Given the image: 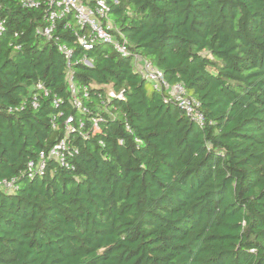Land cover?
I'll return each instance as SVG.
<instances>
[{
    "label": "trees",
    "instance_id": "16d2710c",
    "mask_svg": "<svg viewBox=\"0 0 264 264\" xmlns=\"http://www.w3.org/2000/svg\"><path fill=\"white\" fill-rule=\"evenodd\" d=\"M104 1L126 54L84 49L70 17L50 40L48 3L0 0V181L17 184L0 188V264H264V0ZM136 56L201 102L205 127ZM70 78L89 86L88 111ZM39 82L50 94L34 108ZM62 138L69 165L29 178Z\"/></svg>",
    "mask_w": 264,
    "mask_h": 264
},
{
    "label": "built area",
    "instance_id": "2783aa9c",
    "mask_svg": "<svg viewBox=\"0 0 264 264\" xmlns=\"http://www.w3.org/2000/svg\"><path fill=\"white\" fill-rule=\"evenodd\" d=\"M23 7L26 8H38L43 4H49L51 6L47 17V25L44 29H39V33H42L50 40L60 41V37L55 34L58 27V22L63 18L70 17L71 21H67L65 27H78L81 31L76 33L77 42L86 50L94 47L97 42L109 43L116 51L126 54L128 52L129 43L127 37L121 32L119 35V29L110 18L109 8L104 0H98L96 4L91 5L84 0H19ZM4 19H0V34L5 30ZM17 49L21 48V45L16 46ZM59 49L66 54L69 58L72 54V50L64 43H59ZM85 63L90 64L87 59H84ZM135 63L144 76L153 82L155 86L164 85L167 90L170 91L171 97L178 103V105L184 109V111L191 116L200 127H205L206 116L201 109V102L187 94L186 88L182 83H176L170 85L166 83L163 72L157 68L153 63L136 56ZM32 93V106L34 108L39 107L41 96H49L50 91L42 83L39 82L33 87ZM70 90L72 93V105L77 110L86 112L88 107L85 106V101L90 98L89 86L78 85L73 78H70ZM110 97H122V93H116L110 89L108 92ZM62 101V98L55 96L54 102L58 105ZM100 118L97 116L92 117V131L97 132L101 130ZM74 117L69 116L66 123L68 129L73 130ZM83 125V120L79 121ZM54 127H56L54 125ZM71 152V148L66 140L62 138L58 141L49 151H41L36 158L31 159L28 162L27 176L34 178L37 175L44 174L46 169L47 160L54 158L60 164L69 165L66 158L67 154ZM0 188L7 191H14L17 189L15 179H3L0 181Z\"/></svg>",
    "mask_w": 264,
    "mask_h": 264
},
{
    "label": "rangeland",
    "instance_id": "374dc122",
    "mask_svg": "<svg viewBox=\"0 0 264 264\" xmlns=\"http://www.w3.org/2000/svg\"><path fill=\"white\" fill-rule=\"evenodd\" d=\"M86 63H87V61H86Z\"/></svg>",
    "mask_w": 264,
    "mask_h": 264
}]
</instances>
